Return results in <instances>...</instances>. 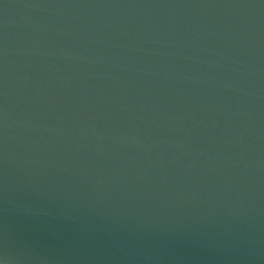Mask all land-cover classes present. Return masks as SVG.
Returning <instances> with one entry per match:
<instances>
[{
	"label": "water",
	"instance_id": "obj_1",
	"mask_svg": "<svg viewBox=\"0 0 264 264\" xmlns=\"http://www.w3.org/2000/svg\"><path fill=\"white\" fill-rule=\"evenodd\" d=\"M4 264H264V0H0Z\"/></svg>",
	"mask_w": 264,
	"mask_h": 264
},
{
	"label": "clouds",
	"instance_id": "obj_2",
	"mask_svg": "<svg viewBox=\"0 0 264 264\" xmlns=\"http://www.w3.org/2000/svg\"><path fill=\"white\" fill-rule=\"evenodd\" d=\"M0 264H4V261L3 260H0Z\"/></svg>",
	"mask_w": 264,
	"mask_h": 264
}]
</instances>
